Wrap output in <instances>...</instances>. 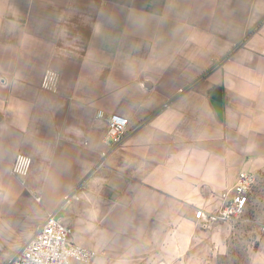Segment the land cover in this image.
<instances>
[{"label": "crops", "instance_id": "obj_1", "mask_svg": "<svg viewBox=\"0 0 264 264\" xmlns=\"http://www.w3.org/2000/svg\"><path fill=\"white\" fill-rule=\"evenodd\" d=\"M112 113L129 118L116 146ZM242 170L264 171V0H0V237L22 232L10 253L51 213L80 214L92 248L97 228L148 244L221 207ZM71 239L83 244L75 225Z\"/></svg>", "mask_w": 264, "mask_h": 264}, {"label": "rangeland", "instance_id": "obj_2", "mask_svg": "<svg viewBox=\"0 0 264 264\" xmlns=\"http://www.w3.org/2000/svg\"><path fill=\"white\" fill-rule=\"evenodd\" d=\"M254 174L256 182L250 201L239 219L205 225L193 217L197 208H192L191 221L168 224V231L160 228L157 231L160 236L149 239L148 244H144L142 238L120 236L119 231L116 236L108 237L105 231L109 233L110 228H97L95 232L101 230L104 233L95 240L99 248H92L89 243L94 238L87 233L81 215L71 216V221L67 223L70 227H77L82 245L96 251L89 264H262L264 171ZM71 205L69 203L63 208L64 214ZM21 237L22 232L15 233L14 237H0V264H5L13 256L14 253L10 252L14 242ZM103 241H106L105 245L100 243Z\"/></svg>", "mask_w": 264, "mask_h": 264}, {"label": "built area", "instance_id": "obj_3", "mask_svg": "<svg viewBox=\"0 0 264 264\" xmlns=\"http://www.w3.org/2000/svg\"><path fill=\"white\" fill-rule=\"evenodd\" d=\"M55 81V73L49 72L43 84L50 87L54 86ZM102 115L103 113L99 112V116ZM107 122V140L112 145H119L128 129L129 118L112 113L107 117ZM30 163L31 159L28 156L18 154L12 171L16 174H25ZM255 182L256 176L253 172L242 170L232 194L223 205L215 210L198 208L195 211V218L205 225L239 219L247 209ZM71 235V227L51 213L5 264H89L96 256V251L75 243Z\"/></svg>", "mask_w": 264, "mask_h": 264}]
</instances>
